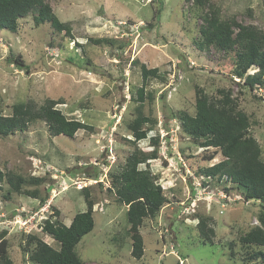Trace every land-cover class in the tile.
<instances>
[{"label": "rangeland", "instance_id": "1", "mask_svg": "<svg viewBox=\"0 0 264 264\" xmlns=\"http://www.w3.org/2000/svg\"><path fill=\"white\" fill-rule=\"evenodd\" d=\"M45 1L60 20L70 23L71 33L37 24L34 12L19 19L16 32L0 30V113L11 114L17 102L42 105L55 99L69 118L91 128L73 137L54 136L40 120L0 138L3 171L43 179L25 187L38 188V198L15 192L7 197L8 184L0 192V232L8 231L14 264H35L22 248L25 235L40 233L50 216L69 224L86 209L85 188L95 202V227L77 246L83 264H257L232 257L230 243H238L259 224L260 202L247 201L231 183L201 176L203 167L224 157L217 153L208 160L215 148L202 147L187 135L178 115L195 113L197 87L210 96L230 89L250 117V133L264 160V88L250 90L233 74V53L197 45L204 15L212 7L223 18L236 17L264 30V0H208L202 6L196 0ZM101 37L110 43L92 40ZM11 52L28 68L12 62ZM143 63L157 67L159 76L145 80ZM141 87L146 93L142 111L153 121L142 126L148 134L137 146L156 150L157 157L139 167L157 175L168 201L141 226L144 253L136 258L128 206L119 203L110 187L113 173L123 169L135 148L130 124L138 114ZM201 217L214 229L212 243L200 230ZM42 237L58 247L49 235Z\"/></svg>", "mask_w": 264, "mask_h": 264}, {"label": "trees", "instance_id": "2", "mask_svg": "<svg viewBox=\"0 0 264 264\" xmlns=\"http://www.w3.org/2000/svg\"><path fill=\"white\" fill-rule=\"evenodd\" d=\"M202 6L208 0H196ZM210 7H212L210 5ZM34 12L37 24L50 23L54 30L71 33V25L60 20L51 4L45 0H0V30L16 32L19 19ZM157 14V13H156ZM201 37L197 41L198 48L206 50L214 48L225 53H233V74L243 80L250 90L256 86L264 88V30L253 23H243L236 17L223 18L218 7H212L204 15V23L200 27ZM96 44L110 43L106 37L92 39ZM9 59L21 69L28 68L20 56L11 52ZM256 67L254 73L249 69ZM142 74L146 79L159 76L157 67L150 68L141 65ZM140 105L138 114L132 120L130 128L135 139L134 150L127 156L125 166L117 173H113L114 182L110 190L116 193L119 203L126 204V220L129 234L132 238V255L141 258L144 253V238L140 231L147 218H155L161 208L168 201L167 196L157 175L151 169L140 168L141 163L157 157V151L146 152L137 146V142L147 137V130L142 126L152 122L144 115L142 105L146 100L144 87L138 90ZM55 99H48L38 105L34 101L17 102L12 107L11 114L0 113V138L18 131H25L37 121H45L52 135L73 137L78 130L91 126L79 119L69 118L60 108ZM182 130L192 139L198 141L202 147H213L215 150L207 157L215 158L217 153L224 157L213 165L201 169V176L205 179H215L229 183L241 190L244 199L260 202L261 209L257 215L259 224L240 236L239 242L230 243V255L240 256L245 263L264 264V160L262 148L256 138L250 133V117L242 110L238 102L232 98L231 90L221 88L215 96L208 95L201 87L196 89L195 113L182 111L178 115ZM40 177L24 176L15 171H3L0 168V192L4 184L7 197L13 192L30 194L38 198L39 189H26L27 184H39ZM230 188V187H226ZM86 209L77 212L69 224L64 223L59 216H50L43 221L41 232L27 233L22 248L28 254L29 260L35 264H83L84 259L77 250V246L84 235L95 227L94 200L87 189H84ZM228 191V190H227ZM46 199L42 198L43 205ZM60 211H57V214ZM199 227L203 235L212 241L213 227L201 217ZM8 231L0 232V264H14ZM42 235H49L58 247L46 242ZM236 249H235V248Z\"/></svg>", "mask_w": 264, "mask_h": 264}]
</instances>
